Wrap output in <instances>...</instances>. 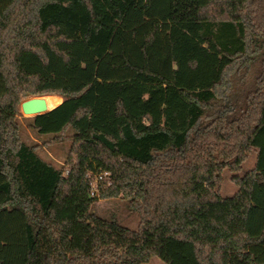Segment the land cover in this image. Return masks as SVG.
<instances>
[{
  "label": "trees",
  "instance_id": "obj_1",
  "mask_svg": "<svg viewBox=\"0 0 264 264\" xmlns=\"http://www.w3.org/2000/svg\"><path fill=\"white\" fill-rule=\"evenodd\" d=\"M47 94L64 101L29 126L72 139L61 168L18 120ZM118 196L137 229L93 210ZM46 256L264 264V0H0V264Z\"/></svg>",
  "mask_w": 264,
  "mask_h": 264
},
{
  "label": "rangeland",
  "instance_id": "obj_2",
  "mask_svg": "<svg viewBox=\"0 0 264 264\" xmlns=\"http://www.w3.org/2000/svg\"><path fill=\"white\" fill-rule=\"evenodd\" d=\"M32 96H45L49 110L57 106L64 101V98L61 95L57 94H47V95H31L25 97L20 102V114L18 115V120L22 124V135L24 139L29 143L39 144L38 149L40 155L47 161L53 163L55 166L61 168L65 166L66 159L68 158L71 147L72 139L69 138L63 141L49 142L51 136H38L29 126L32 122L34 115L33 114H24L21 109V103L27 98ZM232 108V99L226 98L219 109L222 113L228 112ZM73 131L70 129L68 134L71 135ZM257 151L253 150L249 154L246 161L243 163L240 171H233L230 168H226L222 173V180L219 185V193L226 197L232 196L236 193L239 188V185L234 180L235 176L242 177L246 172L251 171L256 163ZM94 189L93 195L99 196L100 189L99 185L106 187L108 184L107 180L104 179L100 183L95 180L94 177ZM93 210L100 216L103 217H112L114 216L119 220L120 223L131 229H137L140 224V216L138 212L134 211L130 207L129 200L123 198L122 196L111 197V198H98L93 204ZM43 264H52L50 257L46 256L44 258ZM144 264H166L158 256H152L151 259Z\"/></svg>",
  "mask_w": 264,
  "mask_h": 264
},
{
  "label": "water",
  "instance_id": "obj_3",
  "mask_svg": "<svg viewBox=\"0 0 264 264\" xmlns=\"http://www.w3.org/2000/svg\"><path fill=\"white\" fill-rule=\"evenodd\" d=\"M21 109L24 114L39 115L46 113L48 110L45 96H32L21 103Z\"/></svg>",
  "mask_w": 264,
  "mask_h": 264
},
{
  "label": "built area",
  "instance_id": "obj_4",
  "mask_svg": "<svg viewBox=\"0 0 264 264\" xmlns=\"http://www.w3.org/2000/svg\"><path fill=\"white\" fill-rule=\"evenodd\" d=\"M102 178V176L96 177V181L98 182V180ZM93 189H94V185H93Z\"/></svg>",
  "mask_w": 264,
  "mask_h": 264
},
{
  "label": "bare ground",
  "instance_id": "obj_5",
  "mask_svg": "<svg viewBox=\"0 0 264 264\" xmlns=\"http://www.w3.org/2000/svg\"><path fill=\"white\" fill-rule=\"evenodd\" d=\"M47 107H48V105H47ZM48 110H49V108H48ZM51 110V109H50Z\"/></svg>",
  "mask_w": 264,
  "mask_h": 264
}]
</instances>
